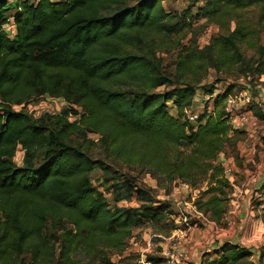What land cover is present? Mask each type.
Returning a JSON list of instances; mask_svg holds the SVG:
<instances>
[{
	"label": "trees",
	"instance_id": "16d2710c",
	"mask_svg": "<svg viewBox=\"0 0 264 264\" xmlns=\"http://www.w3.org/2000/svg\"><path fill=\"white\" fill-rule=\"evenodd\" d=\"M164 1L0 0V264H115L97 239H121L146 221L167 217L163 204L118 205L125 197L141 198L133 176L113 182L111 203L91 178L97 163L105 165L69 140L74 128L99 133L120 158H136L169 175L170 182L207 181L210 196L200 209L213 221L224 219L230 204L225 188L232 183L216 159L228 146L236 150L244 133L233 128L224 109L236 86L216 94L214 112L192 121L187 111L195 98L214 94L216 87L201 91L191 81L210 68L236 65L244 75L264 76V44L253 43L264 31V0H204L176 24L178 14ZM251 9L258 12L256 24L245 17ZM10 17L12 33L5 29ZM196 21L221 32L203 48L187 47L171 74L156 50L147 52L146 41L150 34H173L178 25L180 30ZM244 45H257V55L249 57ZM163 86L171 88L156 91ZM42 95L66 99L71 106L63 113L78 119L60 116L56 130L36 121L25 107ZM256 113L264 118L259 109ZM51 222L60 226L51 230ZM256 253L226 240L201 264H260L264 250L258 260Z\"/></svg>",
	"mask_w": 264,
	"mask_h": 264
},
{
	"label": "rangeland",
	"instance_id": "374dc122",
	"mask_svg": "<svg viewBox=\"0 0 264 264\" xmlns=\"http://www.w3.org/2000/svg\"><path fill=\"white\" fill-rule=\"evenodd\" d=\"M164 4L168 11L178 14L172 21V24H176L185 10L192 7L195 14L197 6L204 4V0H165ZM245 17L247 21L256 24L258 12L256 9L245 11ZM180 26L176 27L178 30L173 34L168 31L161 34H150L149 40L146 41L150 45L145 46L147 52L153 53L156 50L164 69L171 74H176L177 60L187 47L197 45L203 48L221 32L217 25L203 21H196L191 26L179 30ZM234 27L235 22L233 21L231 28ZM260 41L264 44V31L260 33V39H254L253 43L258 44ZM256 46L244 45L243 49L249 57L254 58L257 55ZM191 82L196 83L200 90L202 86L206 85L208 89L211 84H214L216 92H225L228 86L235 85L231 93L247 92L255 97H261V94H264V76L253 73L244 75L237 65L222 71L210 68L208 74L202 72ZM175 83L182 84L180 79ZM170 88L163 86L156 91H165ZM69 106H71L70 103L62 97L42 95L35 97L26 104L25 108L36 121L44 120L51 129L56 130L60 128L57 123L60 116L72 122L78 119L69 111L63 113ZM170 108L171 111L174 110L173 106ZM190 110L198 115L205 111L214 112L213 99L208 100L201 92L198 98H195V103ZM256 111L258 108L254 109L256 119L239 125L244 133L239 135L237 149L233 150L228 146L226 152H221L216 159V163L227 165L232 169L231 174L225 175L232 184L231 187L225 188L230 197V204L221 222L211 220L204 213V209H200V207L205 208L204 203L210 196L207 192V181L200 182L196 186L180 178L170 182L169 175L158 173L155 169L139 163L136 158H120L115 145L105 143L99 133L73 129L69 140L94 160L104 163L105 167L100 163L94 166L91 178L93 185L102 190L111 203H113L114 195L113 182H123L125 177L133 176L137 181L135 186L143 189L141 198H138L137 194L133 197H125L118 203L121 208H140L142 204L151 203L163 204L168 208L165 219L154 222L146 221L143 225L133 229L130 235L126 234L121 239H97L99 247L105 250L115 264H141L139 260L148 259L149 256L166 260L165 251L171 248L170 238L175 231L182 236L181 250L189 254L193 264L208 261L216 248H213V244L222 238H233L230 235L231 232L233 234L235 230L237 234L239 228L247 230L244 239H241L242 235L239 236L243 246L253 248L257 253L264 250V231L261 236L260 233L254 234L255 228L260 231L264 230V211L261 208V204L264 203V118ZM22 156L21 151L17 156L18 163L22 162ZM119 193L125 192L119 191ZM59 226L60 224L51 222L49 229L53 230ZM66 226L72 227L69 223ZM230 227H232L230 234H226L228 231L224 234L222 229L229 230ZM192 238L199 239L200 243L197 248H191ZM209 251L211 253L207 254ZM257 253L254 256L255 260L259 259ZM77 257L83 262L86 261L82 253H79ZM259 263L264 264V258Z\"/></svg>",
	"mask_w": 264,
	"mask_h": 264
},
{
	"label": "built area",
	"instance_id": "2783aa9c",
	"mask_svg": "<svg viewBox=\"0 0 264 264\" xmlns=\"http://www.w3.org/2000/svg\"><path fill=\"white\" fill-rule=\"evenodd\" d=\"M37 1V0H30ZM6 31L12 33L15 31V25L13 21V17H10L9 20L5 24ZM216 92L214 94H206L205 98L213 99L216 96ZM258 108L264 114V94L259 96H253L251 93H230L228 94L225 100L224 109L227 115L231 119V124L233 128H239L241 124L248 123L251 119H256L257 116L254 114V109ZM189 119L195 121L198 114L188 110L187 111ZM224 165V164H223ZM225 175L228 176L231 174L232 169L224 165ZM261 208L264 211V203L261 204ZM171 248L165 251L166 260H163L160 264H193L191 257L187 252L181 250L182 244V236L178 234L176 231L172 234L170 238ZM141 264H153V262L149 259H141L139 260Z\"/></svg>",
	"mask_w": 264,
	"mask_h": 264
},
{
	"label": "crops",
	"instance_id": "0c3cea01",
	"mask_svg": "<svg viewBox=\"0 0 264 264\" xmlns=\"http://www.w3.org/2000/svg\"><path fill=\"white\" fill-rule=\"evenodd\" d=\"M239 129H242V127H239ZM231 228L232 227H230L229 228V230H226V229H222V231H223V233L224 232H227L228 231V233H226V234H230V232H231ZM264 230H259V229H254V234L256 235V234H259L260 236L262 235V232H263ZM245 233H247V230H242V228H239V231H238V233L236 234V231L234 230L233 231V234H232V232H231V236L233 237V238H229V239H223L222 237V239L219 241V242H217V243H214L213 244V248H215V247H217L219 244H221L222 242H224V241H226V240H230V241H233V242H236V243H238V244H240V245H242L241 244V241H240V237L239 236H241L242 235V238L241 239H244L243 237H244V235H245ZM225 234V233H224ZM199 239H197V238H192L191 239V248L192 249H194L195 247L197 248L198 247V245H199ZM248 247V246H247Z\"/></svg>",
	"mask_w": 264,
	"mask_h": 264
}]
</instances>
